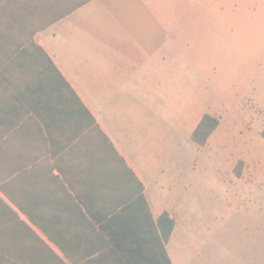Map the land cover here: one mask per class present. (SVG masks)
Segmentation results:
<instances>
[{
	"label": "crops",
	"instance_id": "0c3cea01",
	"mask_svg": "<svg viewBox=\"0 0 264 264\" xmlns=\"http://www.w3.org/2000/svg\"><path fill=\"white\" fill-rule=\"evenodd\" d=\"M263 36L264 0H0V264L151 259L164 212L175 264L174 147Z\"/></svg>",
	"mask_w": 264,
	"mask_h": 264
},
{
	"label": "rangeland",
	"instance_id": "374dc122",
	"mask_svg": "<svg viewBox=\"0 0 264 264\" xmlns=\"http://www.w3.org/2000/svg\"><path fill=\"white\" fill-rule=\"evenodd\" d=\"M221 58L236 62L221 68L228 96L215 107L217 137L174 147L187 182L178 217L186 234L179 229L169 245L175 264H264V43Z\"/></svg>",
	"mask_w": 264,
	"mask_h": 264
},
{
	"label": "trees",
	"instance_id": "16d2710c",
	"mask_svg": "<svg viewBox=\"0 0 264 264\" xmlns=\"http://www.w3.org/2000/svg\"><path fill=\"white\" fill-rule=\"evenodd\" d=\"M218 125L219 118L205 114L191 135V140L194 145L197 147H204L209 136L218 127ZM260 135L264 139V129L261 131ZM174 224V220L170 218L167 212L161 214L157 220V228L161 236V241H159V248L156 251V256L151 259L126 257L123 259L124 264H171L163 245L168 242L172 234Z\"/></svg>",
	"mask_w": 264,
	"mask_h": 264
}]
</instances>
